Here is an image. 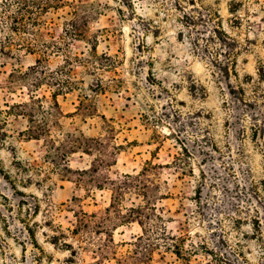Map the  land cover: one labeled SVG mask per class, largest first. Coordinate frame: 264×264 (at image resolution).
I'll return each mask as SVG.
<instances>
[{
    "label": "rangeland",
    "instance_id": "374dc122",
    "mask_svg": "<svg viewBox=\"0 0 264 264\" xmlns=\"http://www.w3.org/2000/svg\"><path fill=\"white\" fill-rule=\"evenodd\" d=\"M75 4L84 36L69 40L64 27ZM44 18L39 39L65 50H53L42 73L56 84L34 93L9 81L39 53L2 51L0 29V264L93 263L91 249L74 257L52 237L57 228L68 233L74 210L100 213L112 202L111 186L89 189L56 175L40 185L45 171L20 170L16 161L47 164L44 141L21 133L26 117L5 112L32 93L46 106L58 93L64 132L114 137L121 148L111 178L161 165L142 179L150 198L126 190L122 200L124 209L155 207L170 234L186 236L188 260L160 242L154 264H264V0H67ZM95 157L79 151L69 162L83 169ZM29 176L33 184L20 181ZM142 233L139 222H122L118 254Z\"/></svg>",
    "mask_w": 264,
    "mask_h": 264
},
{
    "label": "trees",
    "instance_id": "16d2710c",
    "mask_svg": "<svg viewBox=\"0 0 264 264\" xmlns=\"http://www.w3.org/2000/svg\"><path fill=\"white\" fill-rule=\"evenodd\" d=\"M67 0H0V29L4 35L3 50L12 52L13 50L26 49L31 53L38 52L39 57L36 64L29 67L28 71L12 74L19 77H10L9 88L24 82L28 89L39 88L43 84H56L54 79L42 75L45 64L49 62L51 52H64L65 48L54 38L50 41H41L40 35L47 21L44 16L51 9H59L65 6ZM79 5L73 6V17L65 21L64 32L70 39L84 36L78 20L80 19ZM235 10V9H233ZM234 13L235 11H231ZM87 20V16L84 17ZM64 43L69 40L60 37ZM67 56V61L68 55ZM254 81V78L251 77ZM69 88V87H67ZM59 91H63L59 85ZM34 93V92H33ZM31 94L28 101L7 105L5 111L11 116H23L28 121V126L21 133L28 138L43 140L46 153L43 156L45 165H24L19 163V168L23 172L34 170L40 175L43 171L44 177L37 180V184L45 180L52 179L56 175L60 180H71L75 178L77 182L89 189L111 186L113 191L112 202L103 212H87L82 207L74 210L75 222L68 233L61 228L55 229L56 234L52 237L54 245L62 242L63 248L69 250L75 257L81 250H92L96 255V260L89 264H102L103 261L114 259L116 264H154L153 253L156 248L161 247L160 242H164L167 248H173L178 257L188 260L191 252L185 249L186 236H176L167 231L165 225L159 223L163 217L156 213L155 207L151 205H138L132 207H122V200L126 190H135L147 199L148 193L145 191L147 184L142 179H147L149 169L161 167V165H151L145 168L138 175H123L121 179H113L108 174V168L116 163L115 157L121 146L113 144L114 137H87L83 134L77 135L74 132H64L60 116H63L57 94L52 96V104L46 106L44 100ZM82 106V105H81ZM80 106V107H81ZM82 108H79V110ZM113 125H108V132L113 131ZM58 135H55V131ZM83 151L89 155H96L88 168L73 169L69 162V157ZM175 160V167L182 168ZM184 173V171H182ZM74 176V177H73ZM21 182L33 184L32 176L27 179H20ZM35 182V183H36ZM148 196V197H147ZM150 198V197H149ZM74 198L73 200H77ZM150 200V199H149ZM148 201V200H147ZM126 210V212H124ZM258 218V217H257ZM255 219L256 221L259 219ZM137 221L143 228V233L131 241L132 249L126 254H118L117 243L114 241V231L122 222ZM259 225V224H258ZM254 224L256 231L261 232V228ZM29 232L32 237L35 233L31 228ZM75 238L78 247L67 241V237ZM98 237L97 240L95 237ZM65 239V241H62Z\"/></svg>",
    "mask_w": 264,
    "mask_h": 264
}]
</instances>
